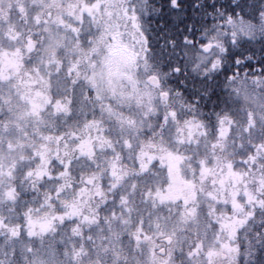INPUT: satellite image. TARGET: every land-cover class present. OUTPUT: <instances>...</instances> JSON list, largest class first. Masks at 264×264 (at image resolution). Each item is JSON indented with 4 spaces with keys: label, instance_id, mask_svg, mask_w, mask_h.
I'll use <instances>...</instances> for the list:
<instances>
[{
    "label": "snow or ice",
    "instance_id": "obj_1",
    "mask_svg": "<svg viewBox=\"0 0 264 264\" xmlns=\"http://www.w3.org/2000/svg\"><path fill=\"white\" fill-rule=\"evenodd\" d=\"M0 264H264V0H0Z\"/></svg>",
    "mask_w": 264,
    "mask_h": 264
}]
</instances>
